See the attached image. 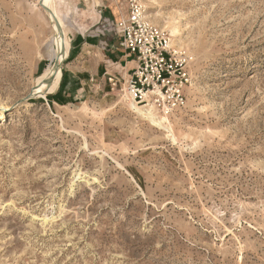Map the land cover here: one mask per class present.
I'll return each mask as SVG.
<instances>
[{
    "label": "rangeland",
    "instance_id": "1",
    "mask_svg": "<svg viewBox=\"0 0 264 264\" xmlns=\"http://www.w3.org/2000/svg\"><path fill=\"white\" fill-rule=\"evenodd\" d=\"M136 1L192 59L169 130L123 97L114 26L94 36L69 0L57 90L34 95L48 16L0 0V264H264V0Z\"/></svg>",
    "mask_w": 264,
    "mask_h": 264
},
{
    "label": "built area",
    "instance_id": "2",
    "mask_svg": "<svg viewBox=\"0 0 264 264\" xmlns=\"http://www.w3.org/2000/svg\"><path fill=\"white\" fill-rule=\"evenodd\" d=\"M114 32L117 48L135 62L119 88L123 97L136 105L152 106L166 117L182 109L191 57L172 46L170 35L147 20L136 0L129 1L125 15L115 20ZM108 81L110 90H115L119 80L109 77Z\"/></svg>",
    "mask_w": 264,
    "mask_h": 264
},
{
    "label": "crops",
    "instance_id": "3",
    "mask_svg": "<svg viewBox=\"0 0 264 264\" xmlns=\"http://www.w3.org/2000/svg\"><path fill=\"white\" fill-rule=\"evenodd\" d=\"M95 1L96 0H69L70 7L73 9V14L83 28L84 26L88 28L91 27V30L94 28L91 33L99 37L103 28L102 25L97 26V24L110 23L111 28L109 29V33L113 35L115 20H117L120 15H125L126 12L121 11L122 5H118L116 1L115 3L106 4L102 2L100 6H98ZM84 7L86 9H84ZM117 42L118 40L116 37L108 38L105 49L112 57L114 69H117L116 71L121 77L126 79L131 73L132 68H134L135 62L132 58L125 57L123 52L117 48Z\"/></svg>",
    "mask_w": 264,
    "mask_h": 264
},
{
    "label": "bare ground",
    "instance_id": "4",
    "mask_svg": "<svg viewBox=\"0 0 264 264\" xmlns=\"http://www.w3.org/2000/svg\"><path fill=\"white\" fill-rule=\"evenodd\" d=\"M42 1L43 6L48 8L51 13L46 12L48 16V21L50 22L52 34L51 39L53 43V50H54V57L52 63L43 71V73L38 77L37 85L33 90L34 95L42 96L44 97L45 94H52L57 90L59 80L61 77V73L59 68L54 72L53 69V63L55 59H58V62H63L68 55V49H69V37L65 33L63 29L62 20L59 17L57 11L54 8L55 0H39ZM55 18H54V17ZM176 31L171 34V38H175L177 36ZM64 50V53L62 52ZM51 75H55L54 80L51 84H46L45 80H47ZM32 93V94H33ZM132 110L134 113L142 116L146 120L157 124L158 126L163 127L164 129L169 130V128L165 125L166 124V116L162 117V115L159 117L157 116V113L154 111L152 106H145L141 107L139 105L130 104Z\"/></svg>",
    "mask_w": 264,
    "mask_h": 264
},
{
    "label": "water",
    "instance_id": "5",
    "mask_svg": "<svg viewBox=\"0 0 264 264\" xmlns=\"http://www.w3.org/2000/svg\"><path fill=\"white\" fill-rule=\"evenodd\" d=\"M40 7H41L44 11H46V12H48V13H51V11H50L48 8H46L45 6H43L42 1L40 2ZM53 17H54V16H53ZM54 18H55V17H54ZM62 52L64 53V50H63ZM60 64H61V63L58 62V59H55V61H54V63H53V69H54V72H56V70H57L58 68H59V70L61 71V69H60ZM54 77H55V75H51L47 80H45L46 84H51L52 81L54 80Z\"/></svg>",
    "mask_w": 264,
    "mask_h": 264
},
{
    "label": "trees",
    "instance_id": "6",
    "mask_svg": "<svg viewBox=\"0 0 264 264\" xmlns=\"http://www.w3.org/2000/svg\"><path fill=\"white\" fill-rule=\"evenodd\" d=\"M47 98H48L49 100H51L52 97H51V96H48Z\"/></svg>",
    "mask_w": 264,
    "mask_h": 264
}]
</instances>
